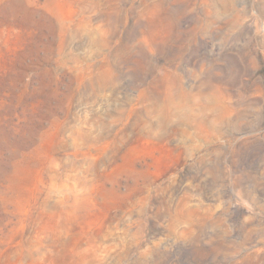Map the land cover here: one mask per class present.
<instances>
[{
  "label": "rangeland",
  "instance_id": "1",
  "mask_svg": "<svg viewBox=\"0 0 264 264\" xmlns=\"http://www.w3.org/2000/svg\"><path fill=\"white\" fill-rule=\"evenodd\" d=\"M0 264H264V0H0Z\"/></svg>",
  "mask_w": 264,
  "mask_h": 264
}]
</instances>
